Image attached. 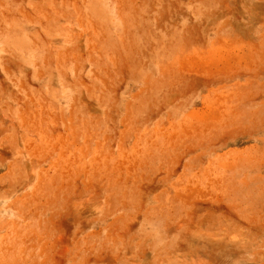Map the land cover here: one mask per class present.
<instances>
[{
    "label": "rangeland",
    "instance_id": "1",
    "mask_svg": "<svg viewBox=\"0 0 264 264\" xmlns=\"http://www.w3.org/2000/svg\"><path fill=\"white\" fill-rule=\"evenodd\" d=\"M0 264H264V0H0Z\"/></svg>",
    "mask_w": 264,
    "mask_h": 264
}]
</instances>
